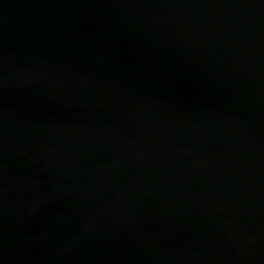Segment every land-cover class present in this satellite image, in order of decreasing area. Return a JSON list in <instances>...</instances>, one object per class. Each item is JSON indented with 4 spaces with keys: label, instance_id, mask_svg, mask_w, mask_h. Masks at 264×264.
I'll use <instances>...</instances> for the list:
<instances>
[{
    "label": "water",
    "instance_id": "1",
    "mask_svg": "<svg viewBox=\"0 0 264 264\" xmlns=\"http://www.w3.org/2000/svg\"><path fill=\"white\" fill-rule=\"evenodd\" d=\"M0 264H264V0H0Z\"/></svg>",
    "mask_w": 264,
    "mask_h": 264
}]
</instances>
